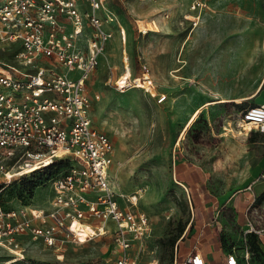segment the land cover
<instances>
[{
    "label": "rangeland",
    "instance_id": "rangeland-1",
    "mask_svg": "<svg viewBox=\"0 0 264 264\" xmlns=\"http://www.w3.org/2000/svg\"><path fill=\"white\" fill-rule=\"evenodd\" d=\"M206 3L195 27L185 18L191 14L190 0H105L127 31L130 76L150 75L155 90L166 96L161 102L140 89L116 90L115 81L125 74L117 34L101 56L88 92L94 100L93 126L115 145L110 181L125 198L136 195L134 208L153 223L132 251L135 264H174L176 249L178 262H184L191 250L211 244L216 251L242 249L248 221L236 212V197L260 231L264 257V133L238 132L236 122L249 106L244 101L210 104L251 94L264 78V0ZM152 20L158 30L140 33L138 24L145 29ZM0 60L9 58L3 54ZM60 170L38 179L32 198L18 181L21 176L12 185L0 182L2 206L45 204L53 196L50 181ZM95 231L85 243L63 241L54 249L33 242L21 262H7L10 254L0 251V264H111L117 255L113 235L107 229ZM250 264H260L252 253Z\"/></svg>",
    "mask_w": 264,
    "mask_h": 264
},
{
    "label": "built area",
    "instance_id": "built-area-1",
    "mask_svg": "<svg viewBox=\"0 0 264 264\" xmlns=\"http://www.w3.org/2000/svg\"><path fill=\"white\" fill-rule=\"evenodd\" d=\"M83 6L89 9L83 11ZM205 7L206 0H190L191 14L185 18L196 27ZM146 25L142 29L138 24L143 35L158 30L155 20ZM117 34L127 72V31L105 0H0V52L9 58L0 60V182L8 185L16 176L67 164L50 181L53 196L45 204L9 209L0 204V251L10 254L7 262L24 260L33 242L50 249L63 241L80 243L74 231L78 222L112 233L117 255L111 264H135L132 251L153 230L150 217L134 208L136 195L125 198L112 185L114 141L93 126L91 116L94 100L88 85ZM122 76L115 81L119 92L136 88L165 100L150 75L131 76L120 84ZM247 123L264 133V103L240 114V134ZM247 221L244 232L260 234L248 213ZM223 251L225 264H250L246 245ZM176 254L177 249L174 264H208L200 250L180 263Z\"/></svg>",
    "mask_w": 264,
    "mask_h": 264
},
{
    "label": "trees",
    "instance_id": "trees-1",
    "mask_svg": "<svg viewBox=\"0 0 264 264\" xmlns=\"http://www.w3.org/2000/svg\"><path fill=\"white\" fill-rule=\"evenodd\" d=\"M127 39H128V37H127ZM3 54L4 53H0L1 56ZM197 116H198V114L193 118V120L191 121V123L189 124V126L187 127V129L184 131V133L182 135V138L186 134V132L190 128V126L194 123V121L196 120ZM66 165L67 164L64 163V162H58V163H56L54 165H51L50 167L45 168L43 170H38V171H35V172L31 173V174L23 175V176H21V178L19 180L18 179L17 180L19 182H22V186L24 188V191L26 192V195H28L29 198H32L33 194L35 193V189L38 186V183H37L38 179H41L44 174L45 175L52 174L59 167L62 168V169H64L66 167ZM60 172H61V170H60ZM17 180L14 179L8 185H12ZM4 185H7V184H4ZM3 187H6V186H3ZM2 190H4V189L3 188H0V193H1ZM22 199L24 200L25 197L22 196L21 197V201H23ZM261 200H264V194L262 195ZM0 204H1V202H0ZM23 205H29V204L25 202V203H23ZM5 209H9V208H5ZM192 226H193V224H191L190 226H188V230H187L186 233H188L192 229ZM183 233H184V229H182L180 231V234H179L178 237H176V238L173 239L172 246H174L176 244V242L178 241L179 237H181V235ZM186 233H185V235H186ZM185 235L181 238V240L185 237ZM245 245L248 246V248H249L250 252L252 253V255L257 256V260L260 262V264H264V257H263V254H262V248L260 246V239H259V236L256 233L250 232V233L247 234ZM177 248H178V244H177ZM225 250H227V249H225ZM18 262H21V261H18Z\"/></svg>",
    "mask_w": 264,
    "mask_h": 264
},
{
    "label": "crops",
    "instance_id": "crops-1",
    "mask_svg": "<svg viewBox=\"0 0 264 264\" xmlns=\"http://www.w3.org/2000/svg\"><path fill=\"white\" fill-rule=\"evenodd\" d=\"M178 78H182V77L181 76H178ZM263 84H264V78L262 79V81L260 82V84L256 88V90L254 92H252L251 94H248L246 96H242L239 99H221V100H222V102H225V101L226 102H228V101H244L245 103L249 104L248 107L254 106V105H260V104L264 103V95H262V92L264 90ZM203 106H200L199 109H202ZM198 110L196 109V111H198ZM196 111H194L193 114ZM193 114H191V115H193ZM227 131L230 132V131H232V129L230 127H227ZM183 177H185V176H183ZM183 181H186L185 178H183ZM241 201H242V198L240 200H238V201H237V197L235 199H232L233 206L236 209V212L239 213V214L244 213L243 216L247 220V213L246 212H247L248 207L247 206L244 207V208L241 207ZM192 251L193 250H191L189 253H191ZM201 252L205 256L208 264H214V263H217V264H220V263L221 264H225V258L226 257H225V253L223 251V248H221V249H219V250L216 251L214 245L211 244L209 246H203ZM189 253H188V255H189Z\"/></svg>",
    "mask_w": 264,
    "mask_h": 264
},
{
    "label": "bare ground",
    "instance_id": "bare-ground-1",
    "mask_svg": "<svg viewBox=\"0 0 264 264\" xmlns=\"http://www.w3.org/2000/svg\"><path fill=\"white\" fill-rule=\"evenodd\" d=\"M130 71V70H129ZM127 71L125 72V74L123 75V77L120 79V84L126 83L128 78L131 77L130 76V72ZM223 76V75H222ZM138 86L137 87H141L142 83L140 81L137 82ZM222 100H218L216 102H211L210 104H218L221 103ZM203 108V107H202ZM200 110V109H199ZM199 110L196 111L188 120L187 124L185 125L184 129L182 130V134L184 133V131L187 129V127L189 126V124L191 123V121L193 120V118L197 115V113H199ZM246 130V132H250L252 130V126L250 123L246 124V127L244 129V131ZM134 199V198H132ZM74 231H76L78 233L79 236H81L80 238L82 239L80 241V243H85L89 240V238L91 239L92 236L97 235L98 233L95 231V229L90 226L89 224H81V223H75L74 225ZM100 232L104 233L103 229L100 228Z\"/></svg>",
    "mask_w": 264,
    "mask_h": 264
}]
</instances>
